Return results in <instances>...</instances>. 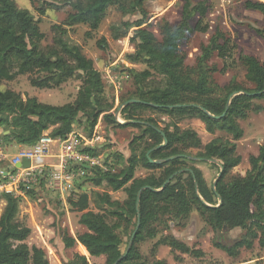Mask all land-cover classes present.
<instances>
[{
    "label": "trees",
    "instance_id": "1",
    "mask_svg": "<svg viewBox=\"0 0 264 264\" xmlns=\"http://www.w3.org/2000/svg\"><path fill=\"white\" fill-rule=\"evenodd\" d=\"M147 1H72V11L62 23L51 25L56 47L44 49L41 44L45 34L40 30L39 20L29 11L18 8L14 0H0V84L18 75H28L30 85L40 89L58 87L74 76L81 81L74 101L60 106L44 104L36 97L22 98L15 91L0 87V127L5 126L8 130L2 140L30 146L46 132L53 138H65L72 132L74 124L82 126L85 135L91 136L99 120L112 128L141 129V133L134 135L129 143L127 157L114 154L116 163L121 164L119 170L99 166L90 169L75 167L88 173L83 182L96 187L105 185L114 192L122 190L126 195L125 200L119 201L112 199L107 191L97 193L98 203L104 206L100 212L90 210L86 192L68 199L72 210L80 213L78 223L86 230L75 237L64 230H60L59 235L65 248L70 249L78 242L85 247L90 258L104 259L102 263L93 264H169L155 256L161 245L168 246L179 263L182 257L178 253L200 256L202 251L189 247L172 234L162 235L147 255L140 251L145 241L168 229L169 222L184 227L193 211L213 231V246L229 257H237L241 249L250 250L256 243L264 249V145L259 147L256 155L249 157L250 168L244 175L232 174L241 162L236 145L243 136L239 121L246 119L250 112L263 109L254 100H264V64L253 55L240 53L237 61L243 65L245 78L252 88L234 79L219 86L213 78L216 67L209 65V61L214 55L227 60L234 48L221 30L216 29L208 43L200 45V54L192 66L185 63L186 55L180 49L187 33L207 31V25L200 24L207 6L203 2L192 4L191 0H184L179 23L172 25L163 19L159 24L158 38L145 25L143 7ZM109 6H115L122 13L141 14L136 21H123L119 26H112L110 33L118 40L132 31L130 42L134 52L127 58L131 63L147 66L142 71L126 69L134 90L127 98H121V103L129 99L150 103H130L120 112L125 121H142V124L116 121L111 111L113 102L104 93L101 73L79 46L69 45L63 39L67 29L77 24L87 25L89 31L86 35L91 36V31L97 30L105 18ZM244 7L264 18V1L245 0ZM195 15L200 18L191 25ZM254 31L264 38V27ZM104 42L102 38L97 44L101 47ZM154 73L162 76V83L149 84ZM234 92L238 94L230 98ZM169 105L179 106L168 108ZM140 110H151L170 120L161 127L154 118L141 115ZM183 118H196L209 134L223 132L230 138L216 136L203 145L193 129L180 127L179 121ZM161 132L167 138V144L151 150L163 142ZM99 149L96 145L85 148V151L97 155ZM191 149L198 152L192 155ZM147 154L162 162L151 163ZM176 155L180 156L167 160ZM200 158L216 160L222 168L215 190L206 182L202 171L193 165ZM137 168L158 173L136 177ZM170 176L173 178L161 189ZM146 186L158 191H141L139 226L126 252L137 224L138 191ZM35 188L23 187V195L34 196L37 194ZM1 198L5 206L0 214V264H49L44 249L29 247L25 242L30 228L18 217L21 195L2 192ZM109 217L115 220L114 223L108 222ZM234 229H240L241 234L230 240L227 234ZM123 235H128L124 248ZM65 264L91 263L87 256L74 253Z\"/></svg>",
    "mask_w": 264,
    "mask_h": 264
},
{
    "label": "rangeland",
    "instance_id": "2",
    "mask_svg": "<svg viewBox=\"0 0 264 264\" xmlns=\"http://www.w3.org/2000/svg\"><path fill=\"white\" fill-rule=\"evenodd\" d=\"M14 1L18 8L29 11L36 20H39L40 30L45 34V39L41 44L42 48L56 47L53 41L55 34L51 32V25L62 23L67 13L72 11L71 2L75 0ZM191 1L192 4L203 2L207 6V13L201 18L200 24L201 26L207 25L208 29L206 32L194 31L186 34L180 44L181 51L186 55L185 63L189 66L194 65L196 57L200 54V45L207 44L210 36L215 33L216 29H219L231 40L234 48L231 57L225 61L216 55L210 59L209 65L216 67L213 74L214 80L219 86H224L234 79L243 86L252 88L253 85L245 78V69L237 61V56L240 53L253 55L264 64V38L258 36L254 31L256 28L264 27L263 16L256 11L246 9L244 7L245 0ZM183 3L184 0H149L145 2L143 7L146 14L145 25H148L155 36L160 38L159 24L163 19L172 25L178 24ZM42 12L43 14H40ZM140 18L141 14L138 12L122 13L115 6H109L105 18L97 30L91 31V36L86 35L89 27L85 24L69 27L63 36L69 45L79 46L82 53L93 61L94 67L101 73L105 85V96L113 102L114 107L111 111L114 116L118 112L120 122L125 121L120 113L123 108L121 98H127L134 90L132 79L128 76L126 69L133 68L136 71H142L147 66L142 63H131L127 58L128 54L134 52V47L130 42L132 31L125 38L116 40L111 36L110 28L119 26L123 21L133 22ZM199 18V15H195L191 20V25H194ZM102 38L105 39V42L100 47L97 41ZM28 78V75H18L11 81H2L0 87L3 90L9 89L21 94L22 98L36 97L44 104L60 106L74 101L81 84V81L74 76L58 87L40 89L31 86ZM162 81V76L154 73L149 84L155 85ZM254 103L261 105L263 109L259 112H250L246 119L239 121L243 136L236 141V145L241 162L232 170L234 175H244L250 168L249 157L256 155L259 147L264 145V100L255 99ZM139 113L145 117L154 118L161 127L170 120L166 115L151 110H140ZM179 125L181 128L193 129L201 138L203 145L216 136L230 138L223 132L209 134L205 130L204 124L196 118H183L179 121ZM82 128V126L74 124L72 131L76 135H85ZM0 129V138L3 139L2 136L7 134L5 132L8 130L5 126H1ZM98 131L103 138L98 142L97 145L100 149L94 156L99 159L102 168L119 170L121 164L116 163L117 158L114 154L127 157L129 155L128 145L134 135L137 136L141 133V129L136 127L112 128L101 122ZM4 142L10 146V153H15L18 150L17 143ZM190 152L194 155L198 150L191 149ZM49 160L55 162L54 159L47 158L48 162ZM193 165L202 171L206 182L212 186L220 170L219 164L210 160H196ZM150 173L157 174L158 172L137 168L135 176L143 177ZM87 175L88 173L84 172L74 180L71 179V183L61 195L58 194L59 191L50 190L43 185V190L46 191L44 197L39 198L34 195L32 199H21L22 201L19 203V220L30 228V235L25 242L29 247L36 246L44 249L49 264H65L74 253L87 256L91 264L102 263L104 260L103 258H90L88 252L87 254L83 253L79 244L70 249L65 248L59 235V231L64 230L75 237L78 233L86 230L78 223L80 213L72 210L68 202L69 198H76L83 192L88 193L89 207L94 212H100L104 208L98 203L96 197L99 192L107 191L112 199L119 201L126 198L122 190L114 192L105 185L96 187L83 182ZM2 192L0 190V214L4 205L1 198ZM114 221L113 218H108L110 224ZM131 229L132 227H130ZM165 234H172L189 247L203 252L200 256L178 253L182 257V261L179 263L174 260V253L170 251V248L161 245L157 248L155 256L157 259L166 260L169 264H264V249H261L257 243L250 250L241 249L235 258L229 257L224 251L214 247L212 244L213 231L198 217L195 211L190 214L184 227L169 222L168 229L142 244L141 253L147 255L153 244ZM240 234V229H234L227 234V237L231 240ZM122 239L124 248L128 241V235H123Z\"/></svg>",
    "mask_w": 264,
    "mask_h": 264
},
{
    "label": "built area",
    "instance_id": "3",
    "mask_svg": "<svg viewBox=\"0 0 264 264\" xmlns=\"http://www.w3.org/2000/svg\"><path fill=\"white\" fill-rule=\"evenodd\" d=\"M98 126L99 122L91 136L76 135L72 131L65 138H53L46 132L34 145L19 148L15 153H10V146L0 138V190L22 196L23 187L45 185L50 190L59 191L61 195L71 179L85 172L76 169V165L82 168V165L101 167L99 159L85 151V148L96 146L103 138ZM52 148L57 151L54 155ZM50 156H54L57 161L53 164L45 162V158ZM26 160L29 162L28 167L17 166Z\"/></svg>",
    "mask_w": 264,
    "mask_h": 264
},
{
    "label": "water",
    "instance_id": "4",
    "mask_svg": "<svg viewBox=\"0 0 264 264\" xmlns=\"http://www.w3.org/2000/svg\"><path fill=\"white\" fill-rule=\"evenodd\" d=\"M237 94H238L237 92L232 93V94L230 95V98H232L233 96H235V95H237ZM254 94H255V93H254ZM130 103H143V104H149V105H150V103H147V102H144V101H141V100H138V99H129V100L125 101V102L122 104V107H124V106H126L127 104H130ZM154 106H157V105H154ZM176 106H179V105H174V106L169 105V106H167V107H168V108H173V107H176ZM226 109H227V107H226ZM115 119H116L117 122L119 121V120H118V112H116V114H115ZM120 123H122V124H124V123H138V124H142L143 122H142V121H136V120H127V121H123V122H120ZM161 134H162V136H163V142H162L161 144L157 145L156 147H154V148L151 149V150H155V149L162 148V147H164V146L167 144V138L165 137V135H164L163 132H161ZM178 156H180V155H176V156L169 157V158H167V160H171V159L177 158ZM147 157H148V159H149V161H150L151 163H161V162H162V160H153V159H151V158L149 157L148 154H147ZM200 161H209V160H206V159H204V158H200ZM210 161L217 162L216 160H210ZM217 163H218V162H217ZM218 164H219V163H218ZM17 166L28 167V166H29V162L26 160V161H24L23 163H21L20 165H17ZM82 166H83L84 168H87V169L90 168L89 165H82ZM219 167H220V170H219V173L217 174V178L214 180V182H213V184H212V189H213V190H215V186H216V184H217V181H218V179L220 178V176H221V174H222V168H221L220 165H219ZM172 178H173V176H170V177H169V178L163 183L161 189H163L164 186H165L166 184H168ZM143 189H151V190H153V191H158L157 189H154V188L149 187V186L143 187L142 189H140V190L138 191L137 200H136L137 224H136V228H135V230L133 231V233H132V235H131V237H130V239H129V241H128L127 248H126V252H127V250L129 249V247L131 246V244H132V242H133V238H134V236H135V234H136V230H137V228H138V226H139L138 201H139V197H140L141 191H142ZM124 254H125V253H124ZM123 256H124V255H122V257H123ZM122 257H120V258H122ZM118 260H120V259H118Z\"/></svg>",
    "mask_w": 264,
    "mask_h": 264
},
{
    "label": "crops",
    "instance_id": "5",
    "mask_svg": "<svg viewBox=\"0 0 264 264\" xmlns=\"http://www.w3.org/2000/svg\"><path fill=\"white\" fill-rule=\"evenodd\" d=\"M99 122V125L101 124V120H99L98 121ZM119 123H120V121H118ZM1 130V129H0ZM5 133H8V131L7 132H5ZM11 145H12V143H11ZM18 146V149L19 148H25V147H27L28 145H24V144H17ZM51 152L53 153V155L55 154L54 152H56V149H54V148H52V150H51ZM47 158H49V159H54L55 160V162L57 161V159L54 157V156H50V157H47ZM47 158H45V162H47V163H55V162H50V160H49V162L47 161ZM220 168V167H219ZM36 189V193L37 194H35V196H37V197H39V198H42V197H44V194L46 193V191H44L43 190V186H40V187H36L35 188ZM33 198V196L32 197H29V196H26V195H22L21 196V199L23 200H27V199H32ZM21 200V201H22ZM3 201V208H4V206H5V202H4V200H2ZM62 241V240H61ZM76 244H79L80 246H82L80 243H76Z\"/></svg>",
    "mask_w": 264,
    "mask_h": 264
},
{
    "label": "bare ground",
    "instance_id": "6",
    "mask_svg": "<svg viewBox=\"0 0 264 264\" xmlns=\"http://www.w3.org/2000/svg\"><path fill=\"white\" fill-rule=\"evenodd\" d=\"M81 250L83 251L84 254H87V251L84 246H81Z\"/></svg>",
    "mask_w": 264,
    "mask_h": 264
}]
</instances>
